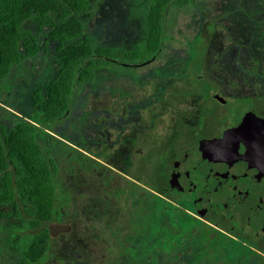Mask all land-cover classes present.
Here are the masks:
<instances>
[{
  "label": "rangeland",
  "instance_id": "1",
  "mask_svg": "<svg viewBox=\"0 0 264 264\" xmlns=\"http://www.w3.org/2000/svg\"><path fill=\"white\" fill-rule=\"evenodd\" d=\"M152 1L88 0L80 15L93 48L113 50L119 57L96 66L92 81L76 83L68 112L49 131L54 139L46 145L41 142L55 167V206L60 211L45 224L50 237L42 264H106L101 242L108 240L115 254L122 212L137 196L151 198L147 184L122 180L117 173L109 175L115 181L109 182L107 176L102 183L106 131L139 123L142 135L151 132L160 139L175 113L190 112L208 101L211 92L264 107V0H189L179 7L170 5L164 13L159 51L129 61L124 54L140 49L146 40ZM24 27L39 45L46 41L47 52L21 61L0 79V118L5 122L28 119L31 94L44 90L60 65L58 42L47 38L49 28L38 31L34 19ZM151 113L156 121L148 125ZM139 153L148 162V153L144 149ZM124 160L127 163L119 171L145 177L146 172L132 163L133 155ZM0 208L13 211L8 203ZM25 223L13 216L0 219V264H16L21 257L20 242H10L15 232L38 231Z\"/></svg>",
  "mask_w": 264,
  "mask_h": 264
},
{
  "label": "flooded vegetation",
  "instance_id": "2",
  "mask_svg": "<svg viewBox=\"0 0 264 264\" xmlns=\"http://www.w3.org/2000/svg\"><path fill=\"white\" fill-rule=\"evenodd\" d=\"M153 116L148 125L155 124ZM174 116L160 139L151 132L142 135L139 123L106 131L102 183L107 176L115 181L109 175L117 173L122 180L147 184L151 198L133 196L122 212L116 253L101 240L103 260L264 264V107L211 92L208 101ZM127 155L146 172L144 178L119 171Z\"/></svg>",
  "mask_w": 264,
  "mask_h": 264
},
{
  "label": "trees",
  "instance_id": "3",
  "mask_svg": "<svg viewBox=\"0 0 264 264\" xmlns=\"http://www.w3.org/2000/svg\"><path fill=\"white\" fill-rule=\"evenodd\" d=\"M189 0H153L148 9V32L138 50L124 54L128 60H143L156 54L162 43L164 13L170 5L182 6ZM88 0H0V79L21 61L47 52L46 41L38 40L24 24L34 19L37 30L49 28L47 38L57 41L60 65L45 89H36L30 96L33 110L28 119L0 118V206L10 204L12 212L0 208V219L8 216L25 223L32 234L18 235L10 242H20L18 264H40L49 244L45 224L59 216L56 209L55 167L43 149L50 138L53 123L60 119L70 104L76 83L94 79L96 66L117 59L118 53L101 47L93 48L80 18ZM198 38L194 39L195 42ZM54 139V138H53ZM20 229V228H17Z\"/></svg>",
  "mask_w": 264,
  "mask_h": 264
},
{
  "label": "water",
  "instance_id": "4",
  "mask_svg": "<svg viewBox=\"0 0 264 264\" xmlns=\"http://www.w3.org/2000/svg\"><path fill=\"white\" fill-rule=\"evenodd\" d=\"M214 96H215V97H218V95H217V94H214Z\"/></svg>",
  "mask_w": 264,
  "mask_h": 264
}]
</instances>
